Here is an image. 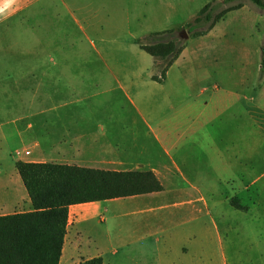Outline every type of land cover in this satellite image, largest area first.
Here are the masks:
<instances>
[{
    "label": "crops",
    "instance_id": "obj_1",
    "mask_svg": "<svg viewBox=\"0 0 264 264\" xmlns=\"http://www.w3.org/2000/svg\"><path fill=\"white\" fill-rule=\"evenodd\" d=\"M128 1L134 5L133 11L138 14L134 16L130 7L126 9L125 0L121 2L125 6L122 10L123 16L127 14V18L124 20L125 24L119 23L118 26L125 31L123 41L119 42L120 52L146 60L142 54L145 51L141 48L143 37L177 30L182 24L173 26L168 14L166 18L165 15L162 17L163 23L156 24L160 20L156 13L149 16L151 11L142 8L147 6L150 0ZM192 1L158 0V4L170 11H179L182 5ZM211 2L214 0H203L200 9L195 11L196 16L189 23ZM119 6L120 2L117 0H0V29L12 28L13 25L24 28L32 19L40 21L46 14L52 16L54 30L56 27H62L63 21H70L75 27L83 30L84 26L88 25L90 29L101 31L99 34L102 35L105 27L100 26L102 23L98 21V14L105 12L106 8H110L109 13L120 11ZM236 12H240V15L250 21L253 16L257 19L262 14L244 4L242 8L229 12L207 34L199 37L189 36L187 43L194 38L199 44L192 55L193 58L189 54L188 43L179 56L173 57V63L162 83L154 81L153 74L155 61H164L152 57L153 65L150 69L142 64L139 67L125 68L126 62L117 58L112 52L113 49L103 46L98 53L105 62V69H46L38 71L37 74L33 73L35 85L22 86L19 89L21 102L12 105L13 120L10 123L24 127L21 133L28 134L29 142L23 149L30 147L34 157L23 162L52 163L116 172L152 171L163 185V191L160 192L70 206L69 226L59 264H79L97 257H102L104 264H107L109 249L96 245L95 249L87 248L82 242L85 237H90L92 224H105L108 219L123 224L121 218L124 216L121 217V212L116 210L114 204L151 199L166 192L167 187L161 178L162 171L152 163L150 157H143L149 149L142 151L138 143L143 134L154 138L155 146L159 144L172 165L179 167L175 160L177 143L171 140L167 127L157 130V126L166 125L168 121L167 117L158 119L159 109L173 111L198 108L203 113L206 109L217 107L220 87L215 82V69L212 65L222 54V45L218 43L221 41L222 32L217 30L221 22H225L228 16ZM147 21L154 23L149 25ZM240 27L238 31L243 30L242 26ZM105 44L112 43L103 38L102 45ZM186 57L193 59L194 73L198 74V79L188 76L186 68L180 65V61ZM114 66L118 68H113ZM11 76L28 78L29 72L11 73ZM173 80L176 82L175 86L170 85ZM4 140L0 129V216L31 212L32 204L26 189L24 191L21 186V177L16 166L8 169L2 161L7 154L5 147L14 152L18 148L16 145H8ZM14 182L19 186L21 197L12 202L8 186ZM193 187L199 196L185 198L182 207L191 208L198 219L204 215L211 216L202 189ZM256 195L257 198L253 199L249 195L246 196L242 203L246 210L235 208L242 212L245 221L243 224L222 232L220 225L213 222L220 244L217 253L216 250L212 253L205 249V229L187 233V243L180 251L183 264H264V201L260 199L258 190ZM123 231L119 230L117 236L122 249L135 244L132 238H136L133 231ZM223 235H230L228 244H225Z\"/></svg>",
    "mask_w": 264,
    "mask_h": 264
},
{
    "label": "rangeland",
    "instance_id": "obj_2",
    "mask_svg": "<svg viewBox=\"0 0 264 264\" xmlns=\"http://www.w3.org/2000/svg\"><path fill=\"white\" fill-rule=\"evenodd\" d=\"M117 1L120 2V11L109 13L110 8H106L105 12L98 14V21L102 23L100 26L105 27V37L103 33L99 34L101 31L90 29L88 25L84 24L83 30L70 21H63L62 27L54 30L52 16L46 14L40 21L32 19L24 28L13 25L12 28L0 29V129L4 141L18 148L14 152L5 147L7 154L2 161L8 169L15 167L18 162L34 158L30 147L23 149L29 142L28 134L21 133L24 127L10 123L13 120L12 105L21 102L19 89L35 85L33 73L46 69H105V62L98 53L103 46L113 49V54L126 62L125 68L139 67L141 64L149 69L152 67L153 58L146 52H142L146 60L120 52L119 42L123 41L125 31L118 26L119 23L125 24L127 14L123 16V0ZM125 1L126 9L130 7L134 16L137 15L138 12L133 11L134 5ZM214 1L221 3L224 0ZM202 2L193 0L190 4L182 5L179 11L166 9L158 4V0L147 2V6L142 8L151 11L149 16L156 13L160 18L156 24L163 23L162 17L165 15L166 18L168 14L173 26L182 24V27L170 30L173 32L171 35L156 36L153 33L145 36L141 45L158 39L176 38L183 48L189 43V54L193 58L199 45L197 40L192 38L187 43L188 40L182 39L179 34L186 31L190 37H194L189 28L194 20L189 22L196 16L195 11L200 9ZM244 4L262 14L257 19L253 16L250 21L236 12L218 25L217 31L222 34L221 41H217L222 45V54L212 64L215 82L220 87L217 107L206 109L203 113L198 108L173 111L159 109L158 119L167 117L168 121L167 126L159 125L157 130L167 127L171 140L177 143L175 160L179 167L172 165L159 144L155 146L154 138L143 134L138 143L142 151L149 149L143 157H150L152 163L162 171L166 192L151 199L114 204L116 210L121 212V217L124 216L121 218L123 224L109 219L105 224L93 223L90 237L82 239L84 247L95 249L96 245L109 249L107 264H183L180 251L187 243V233L202 229L207 232L205 249L212 253L216 250L217 253L220 244L213 222L220 225L222 232L245 222L242 212L232 207L231 201L235 199L242 204L248 195L252 199L257 198V190L264 201V8L249 0L244 1ZM147 22L149 25L154 23ZM240 26L242 31H238ZM103 38L112 44L102 45ZM180 54L164 62L155 61L153 77L164 81V69L169 61H173V57ZM191 57L182 59L180 65L186 68L188 76L198 79ZM27 72L28 78L11 76V73ZM174 80L170 85H176ZM20 183L25 191L21 180ZM193 186L202 189L211 216L204 215L198 219L191 208L182 207L185 198L199 196ZM8 187L10 201L21 197L15 182ZM121 229L123 232L136 233V238H132L135 244L121 248L117 239ZM223 238L228 244L230 235H223Z\"/></svg>",
    "mask_w": 264,
    "mask_h": 264
},
{
    "label": "trees",
    "instance_id": "obj_3",
    "mask_svg": "<svg viewBox=\"0 0 264 264\" xmlns=\"http://www.w3.org/2000/svg\"><path fill=\"white\" fill-rule=\"evenodd\" d=\"M246 0L214 1L207 4L189 25L195 37L212 30L229 12L244 6ZM264 8L262 0H249ZM238 2L235 5L231 3ZM223 6H226L222 9ZM172 31L155 33L156 36ZM141 48L156 60L165 61L182 52L176 38L158 39ZM172 60L164 69L165 78ZM162 83V80L153 77ZM21 177L32 211L0 216V264H59L69 226V207L76 204L133 197L163 191L157 175L147 172L104 171L52 163L18 162ZM235 199L237 210L246 208ZM79 264H104L102 257Z\"/></svg>",
    "mask_w": 264,
    "mask_h": 264
},
{
    "label": "water",
    "instance_id": "obj_4",
    "mask_svg": "<svg viewBox=\"0 0 264 264\" xmlns=\"http://www.w3.org/2000/svg\"><path fill=\"white\" fill-rule=\"evenodd\" d=\"M180 37L182 38V39H185V40H187L188 38H189V34L186 32V31H182V32H180Z\"/></svg>",
    "mask_w": 264,
    "mask_h": 264
},
{
    "label": "built area",
    "instance_id": "obj_5",
    "mask_svg": "<svg viewBox=\"0 0 264 264\" xmlns=\"http://www.w3.org/2000/svg\"><path fill=\"white\" fill-rule=\"evenodd\" d=\"M27 154H29V152Z\"/></svg>",
    "mask_w": 264,
    "mask_h": 264
}]
</instances>
